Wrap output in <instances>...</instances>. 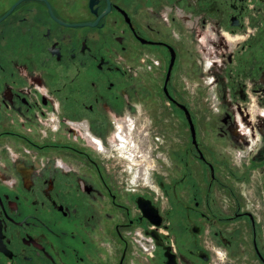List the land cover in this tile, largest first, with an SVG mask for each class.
<instances>
[{
    "label": "flooded vegetation",
    "instance_id": "1",
    "mask_svg": "<svg viewBox=\"0 0 264 264\" xmlns=\"http://www.w3.org/2000/svg\"><path fill=\"white\" fill-rule=\"evenodd\" d=\"M0 264H264V0H0Z\"/></svg>",
    "mask_w": 264,
    "mask_h": 264
},
{
    "label": "rangeland",
    "instance_id": "2",
    "mask_svg": "<svg viewBox=\"0 0 264 264\" xmlns=\"http://www.w3.org/2000/svg\"><path fill=\"white\" fill-rule=\"evenodd\" d=\"M201 104L206 106L208 103L207 101H200ZM141 125H138L137 128L139 130L138 134H140V138L142 139V133L144 130H146L145 127H147V121H142L140 123ZM144 128V129H143ZM116 132V130H115ZM137 134V133H136ZM167 141H166V149H167V155H162L164 162H165V167L163 169H160L158 167V164L152 159H148L145 155L147 154V148L141 149L139 147L140 142H137L135 140V143L137 145L138 150L135 152H131L132 150L130 147L127 145L126 141H120V140H115L116 146L114 150L112 151L113 155L112 158L113 160L118 162L119 167L121 168V173L126 174L129 178V184L130 186H133V183L137 182L138 180L140 181H147L151 186V191L152 190H158L156 184H153V182L150 180L151 178V173L155 172V170L158 171H163V172H168L170 173L173 172L175 174V169L173 168L172 170V161H174V142H175V131H174V126L173 127H168L167 130ZM122 143V144H121ZM154 147V144H152V148ZM137 152H140L141 155H143L145 158L142 159L141 157L137 156ZM151 152H153L151 150ZM131 153H134L131 155ZM154 153H156L154 151ZM136 154V155H135ZM153 158V155H152ZM138 174L136 175V173ZM164 177H166L165 173H162Z\"/></svg>",
    "mask_w": 264,
    "mask_h": 264
}]
</instances>
